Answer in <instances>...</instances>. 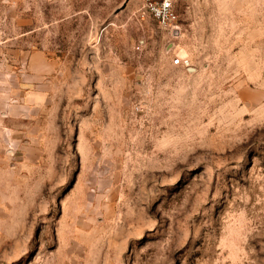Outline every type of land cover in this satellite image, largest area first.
<instances>
[{
    "label": "rangeland",
    "instance_id": "rangeland-1",
    "mask_svg": "<svg viewBox=\"0 0 264 264\" xmlns=\"http://www.w3.org/2000/svg\"><path fill=\"white\" fill-rule=\"evenodd\" d=\"M141 2L0 0V264H264V0Z\"/></svg>",
    "mask_w": 264,
    "mask_h": 264
},
{
    "label": "built area",
    "instance_id": "built-area-1",
    "mask_svg": "<svg viewBox=\"0 0 264 264\" xmlns=\"http://www.w3.org/2000/svg\"><path fill=\"white\" fill-rule=\"evenodd\" d=\"M142 7L147 11L159 24L168 27H177V13L174 8L173 0H141ZM173 63L189 65V59L176 56Z\"/></svg>",
    "mask_w": 264,
    "mask_h": 264
}]
</instances>
